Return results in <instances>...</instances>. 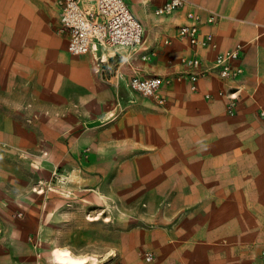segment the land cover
<instances>
[{"label":"crops","instance_id":"crops-1","mask_svg":"<svg viewBox=\"0 0 264 264\" xmlns=\"http://www.w3.org/2000/svg\"><path fill=\"white\" fill-rule=\"evenodd\" d=\"M135 1L142 8L134 13L126 0L143 26V42L113 58L103 79L97 56L112 55L70 54L57 0H0V153L36 146L39 136L28 122L42 121L58 140L49 148L56 162L45 171L67 162L61 140L72 134L76 154L90 147V170L106 171L115 188L143 190V202L156 203V221L125 231L118 248L110 246L123 264H264V0H186L168 16L155 14L167 0ZM80 4L88 8L92 0ZM188 12L202 18L200 31L214 36L215 47H195L177 35ZM238 45L243 74L222 80L214 60ZM194 56L206 70L195 91L181 74L182 61ZM134 74L175 77L162 86L166 104L133 92ZM4 190L0 181V216L14 209L24 217L0 242V264H64L56 248L88 262L96 257L53 241L47 226L35 224L29 195L21 190L10 198ZM49 199L46 216L61 215ZM140 251L154 252L155 260L145 262ZM102 257L114 260L111 252Z\"/></svg>","mask_w":264,"mask_h":264},{"label":"rangeland","instance_id":"rangeland-1","mask_svg":"<svg viewBox=\"0 0 264 264\" xmlns=\"http://www.w3.org/2000/svg\"><path fill=\"white\" fill-rule=\"evenodd\" d=\"M128 1L134 13L142 8L135 0ZM129 4L127 3L128 6ZM28 123L39 136L36 146L28 148L26 143L21 147L5 146L0 153V162L5 168L0 172V181L4 182L5 194L11 196L10 198H17L23 190L22 197L29 195L30 203L26 204L28 209L34 206L37 212L34 213V220L38 228L47 226L53 241L76 246L96 256L88 262L86 256L78 257L67 248H56L55 255L60 262L94 264L96 261L95 264H123L116 259L117 253L108 249L110 246L118 248L125 231L135 229L141 223L154 226L156 203L143 202L148 197L143 190L129 188L127 191L122 187L115 188L106 171L90 170L86 163L91 160L90 147L83 149V155L76 154V142L72 134L61 140L63 145L67 143V162L63 163L62 158L61 165L45 171L51 161L56 162L50 150L57 147L55 145L58 140L49 137L50 133L42 121ZM56 159L59 160L58 156ZM33 164L35 171L31 169ZM46 172L50 174L46 175ZM50 196L53 208L57 211L62 209L61 215L54 213L52 218L46 216L45 210V203L49 204ZM31 203L34 205L31 206ZM11 204L5 203L10 209L13 205ZM4 212L0 216V242L9 235L15 218L20 213L24 217L22 211L16 212L12 209L9 215L6 210ZM59 252H66L68 255L61 257ZM108 252H111L113 262L101 261L102 254L106 255ZM145 252H139L142 259ZM100 261L102 263H97Z\"/></svg>","mask_w":264,"mask_h":264},{"label":"built area","instance_id":"built-area-1","mask_svg":"<svg viewBox=\"0 0 264 264\" xmlns=\"http://www.w3.org/2000/svg\"><path fill=\"white\" fill-rule=\"evenodd\" d=\"M186 0H167L155 10L158 16H168L181 8ZM60 8V31L68 38V51L72 55H83L88 52H108L111 59L98 57L99 72L103 79L110 70V61L122 54V51L132 52L143 42V26L135 17L125 0H92L88 8L80 4V0H57ZM189 23L181 25L177 29V35L185 38L195 47H215L214 36L210 33L202 34L200 25L202 18L194 12L187 13ZM214 17H209L207 23H213ZM168 43V41H166ZM243 47L236 46L234 49L218 54L214 60L213 68L217 75L225 81H233L243 74L239 62ZM186 75L191 81L192 90L197 89V80L206 73L201 69V61L197 56L182 61ZM181 75V76H182ZM177 76L176 79H180ZM174 78L154 75L143 77L134 74L128 81L129 88L143 97L154 100L159 106L166 104V98L162 93V86L170 84ZM218 95H224L222 91ZM229 95L228 113H234L236 97ZM210 98V94H206ZM22 214H19V217ZM264 259V249L261 251ZM147 263L155 259L152 251H146L143 255Z\"/></svg>","mask_w":264,"mask_h":264},{"label":"bare ground","instance_id":"bare-ground-1","mask_svg":"<svg viewBox=\"0 0 264 264\" xmlns=\"http://www.w3.org/2000/svg\"><path fill=\"white\" fill-rule=\"evenodd\" d=\"M152 14V13H151ZM203 77V76H202ZM175 81V80H174ZM148 122V121H147ZM148 130H149V128H148ZM148 133V132H147ZM160 133V132H159ZM162 137V136H161ZM153 166V165H152ZM150 167V166H149ZM264 202V201H263ZM262 203V202H261ZM264 212V211H263ZM59 254V256H61V257H63V256H65V255H68V253H66V252H59L58 253Z\"/></svg>","mask_w":264,"mask_h":264}]
</instances>
